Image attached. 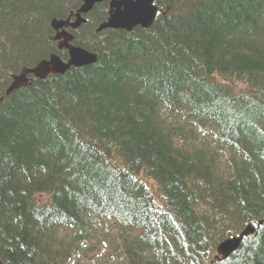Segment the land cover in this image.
<instances>
[{"label":"trees","instance_id":"16d2710c","mask_svg":"<svg viewBox=\"0 0 264 264\" xmlns=\"http://www.w3.org/2000/svg\"><path fill=\"white\" fill-rule=\"evenodd\" d=\"M93 63L11 74L56 52L81 0H0L3 264H264V0H155L150 28L96 26ZM51 23V25H50ZM53 28V29H52Z\"/></svg>","mask_w":264,"mask_h":264},{"label":"water","instance_id":"95a60500","mask_svg":"<svg viewBox=\"0 0 264 264\" xmlns=\"http://www.w3.org/2000/svg\"><path fill=\"white\" fill-rule=\"evenodd\" d=\"M100 0H82V5L76 13V20L70 22V18L56 21L62 27L75 28L81 20L80 13L88 12L96 2ZM158 11V7L153 4V0H111L109 2V18L107 22H102L97 30L106 27H121L128 30L135 25L149 27ZM56 22L53 24L56 25ZM71 35L62 29L56 33L54 39H62L58 42V48H65L69 54L67 62H64L58 55L51 54L48 59H42L32 68H23L19 74L12 75V81L6 89V94L11 91L26 85L28 83L27 74H33L38 78H45L49 73H63L71 65L80 66L86 63H91L96 60V54L85 51L80 47H75L69 43ZM3 97H0V101ZM253 231L251 225H247L240 235L226 239L219 243L217 252L223 257H227L231 252L236 250L241 239L249 232ZM1 264V262H0Z\"/></svg>","mask_w":264,"mask_h":264},{"label":"bare ground","instance_id":"6f19581e","mask_svg":"<svg viewBox=\"0 0 264 264\" xmlns=\"http://www.w3.org/2000/svg\"><path fill=\"white\" fill-rule=\"evenodd\" d=\"M56 21H59V20H54L52 21V27L54 28V30L56 31V33H59L60 30L63 28L62 25ZM56 22V25H54L53 23ZM83 23V19H81L79 22H78V27ZM64 73V72H63ZM62 74V73H60Z\"/></svg>","mask_w":264,"mask_h":264}]
</instances>
